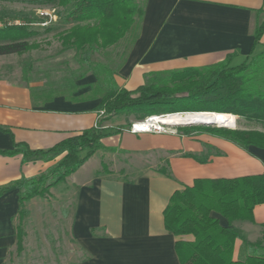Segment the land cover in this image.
Wrapping results in <instances>:
<instances>
[{"label":"crops","instance_id":"0c3cea01","mask_svg":"<svg viewBox=\"0 0 264 264\" xmlns=\"http://www.w3.org/2000/svg\"><path fill=\"white\" fill-rule=\"evenodd\" d=\"M263 19L264 0H147L139 36L116 81L135 91L152 72L211 66L234 54L232 63L245 62ZM262 52L264 35L254 54ZM96 81L89 74L72 95H54L52 89L32 85L22 75L16 79L2 75L0 127L7 131H0V150H12L14 142L48 150L95 127L101 99L74 98L85 96ZM209 136L133 134L124 129L104 138L103 148L53 187L49 196L35 197L23 207L19 190L10 189L0 197V264H55L49 259L53 250L49 254L39 242L44 241V225L56 219L62 224L68 221L79 253L73 257L80 256L73 261L69 253L62 264H181L176 242L194 241V237H177L166 230L164 211L173 194L196 179L264 174L263 149H243ZM98 153H103L101 167L93 175L86 174L90 177L83 176ZM33 159L24 163L22 155L0 153V188L45 173L56 163ZM108 161L115 170L101 171ZM131 166L135 170L128 173ZM221 224L241 230L250 243L260 242L264 204L254 209L253 222L222 218ZM46 241L48 245V237ZM234 255L235 259L246 256L242 241L236 243Z\"/></svg>","mask_w":264,"mask_h":264},{"label":"trees","instance_id":"16d2710c","mask_svg":"<svg viewBox=\"0 0 264 264\" xmlns=\"http://www.w3.org/2000/svg\"><path fill=\"white\" fill-rule=\"evenodd\" d=\"M28 1L42 5L54 3L62 9L58 12L61 21L73 25L60 37L62 44L75 48L79 65L87 69L78 79L89 74L97 79L90 92L74 99H101L98 111H104L105 117L99 122L100 126L114 116L131 113L136 114L138 120L154 115L190 113L236 115L264 123V52L254 54L264 35V19L256 29L250 56L241 65H231L234 54L203 68L152 72L146 75L144 85L129 91L117 83L116 76L139 36L147 0ZM34 34L35 30L27 24L0 28V41H6L0 44V56L27 52L31 48L27 39ZM130 37L123 59L116 67L112 62L96 59V55L109 53ZM78 89L73 82L70 95ZM122 130L93 127L48 150H32L25 143L14 142L12 150H0V153L22 155L24 163L34 157L61 154L63 157L45 173L32 178L23 177L0 188V197L16 188L24 207L25 202L35 197L49 196L53 187L66 181L103 148L104 138ZM200 130L243 149L257 147L264 150V132L261 131L218 127ZM0 131L7 130L0 127ZM189 131L185 130V134L189 135ZM262 204L264 174L234 179H196L192 186L176 191L164 211L166 230L177 237H194V241L176 242L181 264H264V239L250 243L241 230L221 224L222 218L228 222H253L254 209ZM25 214L23 209L22 215ZM238 241L244 243L246 256L235 259ZM18 248H22L21 233Z\"/></svg>","mask_w":264,"mask_h":264},{"label":"rangeland","instance_id":"374dc122","mask_svg":"<svg viewBox=\"0 0 264 264\" xmlns=\"http://www.w3.org/2000/svg\"><path fill=\"white\" fill-rule=\"evenodd\" d=\"M44 9L49 10L51 12L54 11L58 17L57 21L48 27H43L42 25H40L39 11ZM61 10L62 9L54 3L42 5L28 0H0V28L6 27V25L4 24H6L7 21L19 20L22 23L27 24L30 29L35 30V34L27 39L31 45V48L27 52L23 54L0 56V77H2V75H7V78L9 79H16L19 78L20 75H22L23 79L28 81L32 85L40 84L43 87L45 86L52 89L54 95H58L61 93L70 94L73 82L77 85V83L82 80H79L78 78L87 69L86 67H81L79 65L77 61L76 49L70 46H64L62 44L60 37L65 32H67L73 25L66 24L61 21V17L58 15V12H60ZM131 38L132 37L127 40L128 42L123 41L121 44L111 49L109 53L107 52L104 54L96 55V59L101 62H112L114 67H116L122 61L124 53L127 50V45H129ZM4 43H6V41H0V44ZM242 63H244V61L241 62V60L239 59L234 60L233 63L231 62V65L235 67L241 65ZM185 114H189L190 116L187 117V119H182L180 121L181 123L189 122V118L191 116L196 115L190 113ZM226 116L230 117L229 115ZM137 118V115L132 113L117 115L112 117L104 125L113 130L123 128V130L128 129L130 131L132 123L142 121L138 120ZM233 118L236 119V121ZM233 118L231 119L235 121V127H221L218 125L207 126L201 124H193L190 126H165V132H162L160 134H171L182 137L205 136L203 137V139H205L211 136H209V133L200 130L203 127H218L231 130H264V123L250 121L244 117L238 116H236V118ZM185 130H190V134L186 135ZM102 154L103 153H98L96 157L87 165V167L83 171V176H85L87 173L92 174L94 171L101 167ZM62 157L63 156L61 154L56 157H53V155L47 158L34 157L33 160L39 159L41 161H44L45 163L49 162L53 165L55 161L58 162ZM131 168H129L131 170H127L128 173L129 171L132 172L135 170V167L131 166ZM109 169L115 170L112 164H110V161L104 164L103 168H101V171H106ZM86 176L90 177L89 175ZM65 208L66 211H69L68 207L65 206ZM44 228L45 231L44 233H42V239H44V241H40L39 243L40 248H43L45 246L47 247V249L45 247L44 250L48 251L49 254L53 250L54 255H49V259L54 260L55 264H62V261L68 258L69 253H71V259L73 261H77V259H80V256L73 257L74 253L75 255L79 253L78 247L73 243V240L70 238V234L68 232V221H65L62 224L60 223L59 219H56L54 220V223L53 221H50L48 224L44 225ZM39 236L40 235H38V237ZM46 237H48V245L46 244ZM69 238L71 239V244L68 241Z\"/></svg>","mask_w":264,"mask_h":264},{"label":"built area","instance_id":"2783aa9c","mask_svg":"<svg viewBox=\"0 0 264 264\" xmlns=\"http://www.w3.org/2000/svg\"><path fill=\"white\" fill-rule=\"evenodd\" d=\"M39 19H40V25H42L43 27H48L51 24H53L54 22L57 21L58 17L56 15V13L54 11H49V10H40L39 11ZM25 23H22L19 20H14V21H7L6 27L9 26H20L23 25ZM105 117V113L104 111H100L98 112V120L95 124V127H101V128H107V126H100L99 122ZM158 116H150L147 117L146 119L142 120V121H137L132 123L131 128H130V132L133 134H141V133H156V134H160L162 132H165V126L167 125H162L160 123H158L157 121H155V119Z\"/></svg>","mask_w":264,"mask_h":264},{"label":"bare ground","instance_id":"6f19581e","mask_svg":"<svg viewBox=\"0 0 264 264\" xmlns=\"http://www.w3.org/2000/svg\"><path fill=\"white\" fill-rule=\"evenodd\" d=\"M189 114H170L166 116H158L155 121L162 125L167 126H190L193 124H211V125H218V126H231L235 127V121L231 119L230 117L224 115H194L189 118V122H183L180 121L182 119H187L189 117Z\"/></svg>","mask_w":264,"mask_h":264},{"label":"water","instance_id":"95a60500","mask_svg":"<svg viewBox=\"0 0 264 264\" xmlns=\"http://www.w3.org/2000/svg\"><path fill=\"white\" fill-rule=\"evenodd\" d=\"M204 113H210V112H204ZM179 114H181V113H179ZM205 125H207V126L209 125L210 126L211 124H205ZM221 127H223V126H221Z\"/></svg>","mask_w":264,"mask_h":264}]
</instances>
